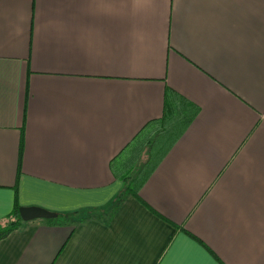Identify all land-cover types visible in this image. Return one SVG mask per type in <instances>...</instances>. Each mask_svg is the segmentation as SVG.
I'll use <instances>...</instances> for the list:
<instances>
[{"label": "crops", "instance_id": "crops-1", "mask_svg": "<svg viewBox=\"0 0 264 264\" xmlns=\"http://www.w3.org/2000/svg\"><path fill=\"white\" fill-rule=\"evenodd\" d=\"M167 89L198 111L114 207ZM16 205L84 218L23 221L0 264H264V0H0V221Z\"/></svg>", "mask_w": 264, "mask_h": 264}, {"label": "trees", "instance_id": "trees-1", "mask_svg": "<svg viewBox=\"0 0 264 264\" xmlns=\"http://www.w3.org/2000/svg\"><path fill=\"white\" fill-rule=\"evenodd\" d=\"M198 107L180 96L173 89L165 93V115L163 118L148 121L133 138L110 161V169L120 179L124 188L117 196L114 207L118 206L128 195H136L145 179L155 169L179 132L192 120ZM147 149L146 160L138 166L139 157ZM19 206L0 221V240L21 227L23 221L19 216ZM77 212L75 216H77ZM77 219L63 213L54 218L43 219L49 223L77 222Z\"/></svg>", "mask_w": 264, "mask_h": 264}, {"label": "water", "instance_id": "water-1", "mask_svg": "<svg viewBox=\"0 0 264 264\" xmlns=\"http://www.w3.org/2000/svg\"><path fill=\"white\" fill-rule=\"evenodd\" d=\"M18 211L22 221H31L40 218H54L57 215L55 212L37 206L19 207Z\"/></svg>", "mask_w": 264, "mask_h": 264}, {"label": "rangeland", "instance_id": "rangeland-1", "mask_svg": "<svg viewBox=\"0 0 264 264\" xmlns=\"http://www.w3.org/2000/svg\"><path fill=\"white\" fill-rule=\"evenodd\" d=\"M145 153H143L142 155H141V158H140V160H139V165L141 164V162L143 161V159L145 158Z\"/></svg>", "mask_w": 264, "mask_h": 264}]
</instances>
